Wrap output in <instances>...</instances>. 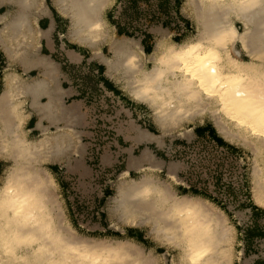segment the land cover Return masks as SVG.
Returning a JSON list of instances; mask_svg holds the SVG:
<instances>
[{"label": "bare ground", "instance_id": "1", "mask_svg": "<svg viewBox=\"0 0 264 264\" xmlns=\"http://www.w3.org/2000/svg\"><path fill=\"white\" fill-rule=\"evenodd\" d=\"M199 1L203 8H224L198 16L196 34L183 44L157 40L149 55L150 70L136 55L135 43L117 38L105 61L107 76L131 101L152 111L153 123L163 136L200 123L210 112L213 126L226 142L254 148L262 168L255 171L253 199L264 206V0ZM85 2L95 9L98 0ZM24 17L8 21L13 40ZM236 20L244 24L241 32L234 26ZM85 24L78 33L87 42H97L107 32L99 15H87ZM15 48H7L8 54H15ZM13 100L12 89L0 98V132L3 129L5 135L0 153L12 160L0 186V264H146L148 259H132L129 242L85 239L65 223L59 198L50 194L54 179L49 170L39 167L67 147L57 138L54 144L48 138L38 143L20 140L24 119ZM142 138V142L148 139ZM144 161L150 168L140 165L143 173L157 167L147 156ZM197 197H177L146 175L130 185L121 183L106 211L117 230L156 220L159 229L148 234L178 248V264H232V228L226 225L225 212Z\"/></svg>", "mask_w": 264, "mask_h": 264}, {"label": "crops", "instance_id": "2", "mask_svg": "<svg viewBox=\"0 0 264 264\" xmlns=\"http://www.w3.org/2000/svg\"><path fill=\"white\" fill-rule=\"evenodd\" d=\"M75 1L80 4L78 7L75 6ZM85 1L0 0V98L7 90L14 91L13 104L18 106L16 110L24 119L21 126L24 141L38 143L43 138H48L54 144L57 138L67 147L52 160L53 168L50 171L58 187H62L63 203L69 220L78 230L102 233L117 229L110 223L108 216H103L104 213L107 214L105 208L108 206V190H104L99 182L102 170L99 171L96 165L89 162L90 157L95 156L97 146L92 132L95 100L105 95L109 98L107 103L111 104L113 101L117 111L115 116L110 117V124L117 132L116 143L101 146L100 162L105 171L117 172L123 158L129 173L140 170V165L145 169L149 163L142 162L144 156L156 162L160 169H173L175 174L182 173L183 165L180 162L166 165V162L158 161L156 150L163 149L164 139L150 138L151 132L145 128L146 124L137 123L134 119L138 111L130 97L115 84L112 77L107 76L105 61L111 56V49L119 38V32L122 28L124 30L119 20L134 0H98L95 9L87 7ZM166 1L156 0L154 15L163 17V12L169 13L163 10ZM170 1L175 15H188L189 21L184 25L192 30L199 26L198 16L220 13V9L224 8L217 7L215 12L210 7L203 8L199 0H190L189 4L188 0ZM23 2L27 6L22 5ZM148 9L150 10L149 7ZM19 15H26L24 21L27 22L16 28L19 35L13 40V36H8V21ZM87 15H99L107 23L106 34L97 42H87L78 33L85 30L83 26L86 25ZM74 16L79 17L78 22L74 20ZM162 17L157 29L164 27ZM147 24L150 25V21ZM234 26L240 32L244 29L240 20H236ZM11 46L16 47L13 55L7 52V48ZM106 50L109 55L105 53ZM143 135H147V141L142 142ZM194 135L191 137L192 141L198 138L219 139L210 129L203 130L200 134L195 129ZM0 157H4L3 154ZM63 176L69 184L62 182ZM73 180L77 183L70 182ZM72 191H78L81 197L76 192L72 198ZM88 205H93L98 211L92 213L82 209ZM87 218L91 219L86 220ZM92 229L94 230L91 231ZM134 229L128 228L125 231L128 240L147 249L146 234ZM258 259L254 264H263Z\"/></svg>", "mask_w": 264, "mask_h": 264}, {"label": "rangeland", "instance_id": "3", "mask_svg": "<svg viewBox=\"0 0 264 264\" xmlns=\"http://www.w3.org/2000/svg\"><path fill=\"white\" fill-rule=\"evenodd\" d=\"M149 2V3H147ZM134 0L132 6L127 9L125 15L121 16L119 22L124 26V30L119 32V38L122 40H129L135 43L136 45V55L139 60L144 63V68L150 70L152 64L149 60V55L154 51L157 40L167 39L170 43L183 44L188 39L194 37L196 34L195 30L190 29L184 25L185 22L189 21L187 19V14L177 16L172 10V1L167 0L163 10L168 14L162 16L154 15L153 11L156 10V0ZM190 5H188L189 7ZM150 8V10L148 9ZM162 10V11H163ZM189 11V9H188ZM149 12V13H148ZM160 17L164 18V27L163 29L159 28V23L162 22ZM166 18V19H165ZM150 19V20H149ZM150 21V25L147 22ZM157 27V28H156ZM109 55V52H105ZM242 59H245L242 57ZM128 98V97H127ZM134 108H137L138 114L135 115L134 119L137 123L146 124L145 128L150 130V132L157 137L164 139L163 149L156 150L158 161L166 162V165L171 163H181L183 165V170L181 174H175L173 171L170 172V169H160L159 167H153L152 170L145 171L144 173L140 170H136L133 173H129L126 169V161L121 159L117 172L105 171L104 166L100 162V156L90 157L89 162L92 165H96L97 169L101 171L99 176V182L103 186V189L107 188L108 193L106 194V203L108 204L115 195L116 188L121 184L125 183L130 185L134 182H138L142 179L143 176H148L155 179L156 184L159 186L168 189L170 193H173L177 197L191 196L196 195L197 198L201 197L204 202L215 203L219 209H222L226 214L227 226L232 228L230 231V244L232 247L233 260L232 264H254L255 260L258 259L263 261L264 264V206L258 204L255 199H253V190H254V178L255 171H259L262 168L261 158L260 161L254 155V148L248 146L247 143L235 144L226 142L216 131L215 127L212 124V120L209 117L210 112H207L206 116H203V120L198 124L189 123L184 126V128H179L172 132L170 136H163L156 129L153 119L152 111L142 103L133 102ZM108 106L107 110L103 112L104 120L108 118V122H105L106 126L112 127L111 130L95 129L92 128V132L95 136H111L115 138L114 143L109 141L96 142L97 145L101 146H110L115 145L116 143V130L110 124V117L115 116L117 111H111L110 105L105 103ZM139 109V110H138ZM141 112V113H140ZM209 114V115H208ZM197 130L198 134L202 133L203 130H212L215 133V136L219 139H196L192 141L191 137L194 135V130ZM23 137H20V140ZM215 138V137H214ZM0 139L4 141L5 135L3 129L0 132ZM10 139V138H9ZM24 139V138H23ZM191 140V141H190ZM206 140V142H205ZM1 142V141H0ZM2 147L4 146L0 143ZM191 146L192 149L198 148L199 150H206L210 152V159L208 166H203L204 170H209V176L205 179L206 175L202 173V181L195 183V176L190 175L187 172L186 168V159L188 157H197L199 159V154H185V149ZM203 147V149L200 147ZM143 149V147L141 148ZM1 154V153H0ZM101 154V153H100ZM5 155V154H3ZM2 156V154H1ZM183 157L184 163L181 162ZM99 158V160H98ZM187 161L191 162L187 159ZM12 164V160L7 158L0 157V186L3 185L5 171ZM150 168L149 166H146ZM256 167V168H255ZM44 172L45 170H51L53 166L50 163L40 166ZM152 171V172H151ZM146 172H149L145 174ZM51 173V171H50ZM174 174V176H173ZM54 182L50 184L49 190L50 194H54L59 198V203L63 210V216L65 223H68L70 229H74L79 233L80 237L85 239H96V240H112V241H123L130 243V249L132 251V259L147 261L148 264H178L180 260V250L166 244L163 240L157 237L156 234L149 235L148 232L152 228L159 229L157 221L155 220L152 225L142 224L138 227H129L135 228L134 230H141L146 234L145 240V249L144 247H138L136 244L128 240L126 230H117L110 232H85L84 230H78L70 222L69 214L67 208L63 203V191L62 187L59 188L58 184L51 173ZM174 177V178H173ZM64 184H69L68 181L64 179V176L61 177ZM175 179V180H174ZM209 179L211 183L210 190L204 191H195V193L185 187L187 183L193 184V186L206 182ZM208 181V180H207ZM72 183H77V181H70ZM192 182V183H191ZM214 184V185H213ZM185 186V187H183ZM170 188V189H169ZM78 193V191H76ZM74 191L71 192V197L75 195ZM199 193L201 195H199ZM78 197L81 195L78 193ZM206 198V200H204ZM200 199V198H199ZM92 202V201H91ZM262 208V209H261ZM78 210V208H76ZM85 211H90L94 213L97 212L96 208L93 205H88L86 208H82ZM107 209V208H105ZM107 213V211H105ZM108 216V213L104 215ZM146 217V216H144ZM109 218V217H108ZM91 218H87L89 220ZM156 226V227H155ZM92 229L91 231H93ZM133 248V249H132ZM139 250V251H138ZM141 254V255H140ZM150 256V257H149ZM139 258V259H138ZM151 262V263H149ZM146 263V264H147Z\"/></svg>", "mask_w": 264, "mask_h": 264}, {"label": "built area", "instance_id": "4", "mask_svg": "<svg viewBox=\"0 0 264 264\" xmlns=\"http://www.w3.org/2000/svg\"><path fill=\"white\" fill-rule=\"evenodd\" d=\"M107 100H109L108 97H106L105 95L100 98V99H97L95 100L94 102V112L92 113V122H93V130L95 131V129H103V128H106L107 130H111L112 127H109L108 125L106 126L105 122H108V118H105L104 120V115H103V112L105 110H107L108 106L105 105V103H107ZM113 101H111V104L109 103V107L111 110L115 111L114 107L115 105H113ZM95 140L96 142H104V141H109L110 143H114L115 141V138L114 137H111L109 135L107 136H102V135H96L95 136ZM206 142V140H205ZM214 142V141H212ZM203 149V147L201 146L200 149ZM96 154H95V157L97 156H100V153L102 152V149L99 145L96 146ZM185 154H195L194 156H196V152L197 153H200L199 154V159H197V157H188L187 159L190 160L191 162L187 161V159L185 160L186 161V164L184 163V159L183 157L181 158V162H183V164L186 165V168L187 169V172L190 173V175H194L195 176V183L199 182V181H202V173L203 175H206L205 176V179L209 176V170H204L202 167L203 166H208L207 164L209 163V159H210V152L209 151H206V150H199V147L198 148H194V150L192 149L191 146H188L186 149H185ZM208 180V181H207ZM206 182H202L201 184H198V185H195L193 186V184H189V182L187 183V189L191 190V189H194V190H197V191H204V190H210L211 188V183L212 181L210 182L209 179H207ZM192 183V182H191ZM214 185V184H213Z\"/></svg>", "mask_w": 264, "mask_h": 264}]
</instances>
